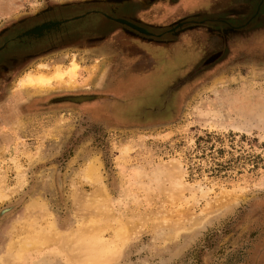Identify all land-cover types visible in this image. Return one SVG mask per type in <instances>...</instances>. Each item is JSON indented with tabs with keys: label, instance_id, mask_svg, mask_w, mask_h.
Segmentation results:
<instances>
[{
	"label": "rangeland",
	"instance_id": "1",
	"mask_svg": "<svg viewBox=\"0 0 264 264\" xmlns=\"http://www.w3.org/2000/svg\"><path fill=\"white\" fill-rule=\"evenodd\" d=\"M87 1L0 0V29ZM120 1L160 28L197 22L153 61L118 28L0 75V264H264V1ZM217 18L240 29L226 45L198 22ZM75 59L72 81L23 83Z\"/></svg>",
	"mask_w": 264,
	"mask_h": 264
},
{
	"label": "flooded vegetation",
	"instance_id": "2",
	"mask_svg": "<svg viewBox=\"0 0 264 264\" xmlns=\"http://www.w3.org/2000/svg\"><path fill=\"white\" fill-rule=\"evenodd\" d=\"M263 1L260 0L259 4L261 5ZM126 4L134 5L132 2L120 0L66 3L46 7L35 14L12 21L0 29V75L15 72L31 58L57 46L78 44L84 40H107L118 28L120 36L118 35L119 37L114 38L113 41L119 47L125 45L128 48L126 52H136V56L139 54V57H142L143 55L139 52L141 45L150 53L149 57L144 55L146 60L153 61L156 56L155 50L160 49L164 52L165 49L179 45L185 40H175V35H179L185 28L196 25L195 22H197L195 18L178 16L179 20H174L167 28H160L158 24L143 22L136 18L134 10ZM190 11L192 13L191 9L186 13ZM217 19L215 23L207 19L198 22L204 26L214 24L216 33L213 41L216 44L226 45L229 41V35H227L229 31L240 29L231 20ZM246 25L250 26V18H247ZM189 40L187 41L191 44ZM215 53L214 58L219 56L220 52ZM140 59L139 63L143 60ZM138 72L140 70L132 74H138Z\"/></svg>",
	"mask_w": 264,
	"mask_h": 264
},
{
	"label": "bare ground",
	"instance_id": "3",
	"mask_svg": "<svg viewBox=\"0 0 264 264\" xmlns=\"http://www.w3.org/2000/svg\"><path fill=\"white\" fill-rule=\"evenodd\" d=\"M78 68H79V63L76 61V59L74 60V61H72V63L70 64V65H68V66H58L57 68H56V70L52 73V74H50V75H47V74H45V73H43V72H41V73H37V74H34V73H29L28 75H27V77L23 80L24 82V84H27V85H29V86H32L33 88H43V87H47L48 85H50L51 84V82L53 81V80H59V81H65L67 78L69 79V81H72L73 79H75V77H76V74H77V71H78ZM243 123V122H242ZM234 128H236V129H242V124L241 123H235L234 125ZM172 177V176H171ZM181 179V178H180ZM182 183V182H181ZM175 185H179V182H178V184H175ZM174 188V187H173ZM171 189H172V187H171ZM173 195V194H172ZM91 202V201H90ZM91 205V204H90ZM86 226V225H85ZM129 227V226H128ZM127 228V227H126ZM133 228V227H132ZM87 229H88V227H87ZM123 230V229H122ZM83 231H85V230H83ZM76 232V231H75ZM122 232V231H121ZM128 232V231H127ZM126 232V233H127ZM73 233V232H72ZM83 234V233H82ZM87 234V235H86ZM85 234V236H88L90 233L88 232V233H86ZM119 234L121 235V233L119 232ZM128 234H129V232H128ZM52 235V234H51ZM118 235V234H117ZM119 235V236H120ZM67 236V235H66ZM70 236H72V235H70ZM78 236H80V237H82L81 235H79L78 234ZM77 236V237H78ZM83 236H84V234H83ZM89 236H91V235H89ZM123 236V235H122ZM126 236V235H125ZM77 237H75V238H77ZM79 238V237H78ZM120 238H121V236H120ZM122 238H124V237H122ZM42 239H43V237H42ZM68 240H69V238H68ZM67 240V241H68ZM72 240V238L69 240V241H71ZM74 240H72V242H73ZM78 241V240H77ZM71 242V243H72ZM66 244H68V243H66ZM82 244V243H81ZM43 245V244H42ZM74 245H75V243H74ZM73 245V246H74ZM71 246V244L68 246V247H70ZM76 246H78V245H76ZM75 246V247H76ZM67 247V246H66ZM83 247V246H82ZM81 247V249H80V251L82 250V249H84V247L82 248ZM70 248H72L73 249V247H70ZM78 248H80V244H79V247ZM79 250V249H78ZM105 250V249H104ZM74 251V250H73ZM86 250H84L83 252H85ZM89 251H90V249H89ZM92 251V250H91ZM72 252V251H71ZM82 253V252H81ZM86 253H88L89 254V252H87L86 251ZM75 254V253H74ZM79 254V253H78ZM84 254V253H83ZM86 254H84V256H85ZM96 255V254H95ZM95 255H93V257L95 256ZM74 256V255H73ZM80 256H82V255H80ZM83 256V257H84ZM86 257V259H87V257L89 258V257H92V255L91 256H85ZM84 257V258H85ZM94 259H96V257L94 258ZM94 259H92V258H89V263L88 264H95L94 262H96L97 260H99V259H97V260H94ZM84 260V259H83ZM87 260H85V262H88ZM96 263H98V262H96Z\"/></svg>",
	"mask_w": 264,
	"mask_h": 264
},
{
	"label": "water",
	"instance_id": "4",
	"mask_svg": "<svg viewBox=\"0 0 264 264\" xmlns=\"http://www.w3.org/2000/svg\"><path fill=\"white\" fill-rule=\"evenodd\" d=\"M98 96L99 95H68V96H64L62 98H59L58 100H71L74 102H81V101H85V100H92Z\"/></svg>",
	"mask_w": 264,
	"mask_h": 264
}]
</instances>
